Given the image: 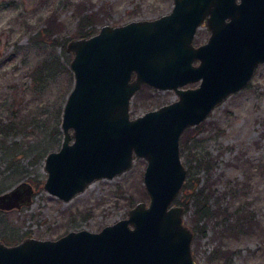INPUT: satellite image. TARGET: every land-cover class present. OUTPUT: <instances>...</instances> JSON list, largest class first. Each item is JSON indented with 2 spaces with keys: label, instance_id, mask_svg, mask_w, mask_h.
I'll use <instances>...</instances> for the list:
<instances>
[{
  "label": "water",
  "instance_id": "water-1",
  "mask_svg": "<svg viewBox=\"0 0 264 264\" xmlns=\"http://www.w3.org/2000/svg\"><path fill=\"white\" fill-rule=\"evenodd\" d=\"M203 23L210 34L196 44ZM66 48L74 81L62 110V144L45 158L44 188L67 201L145 157L149 200L99 230L0 239V264H196L195 232L175 202L188 173L180 138L264 63V0H173L168 12L105 23ZM143 84L178 97L133 116L131 100ZM33 194L21 180L0 193V209L29 204Z\"/></svg>",
  "mask_w": 264,
  "mask_h": 264
},
{
  "label": "rangeland",
  "instance_id": "rangeland-1",
  "mask_svg": "<svg viewBox=\"0 0 264 264\" xmlns=\"http://www.w3.org/2000/svg\"><path fill=\"white\" fill-rule=\"evenodd\" d=\"M172 5L173 0H0V105L20 109L30 102L34 92L26 85L31 81L33 65L48 51L66 61L63 42L67 44L70 38L82 36L85 31L96 32L105 23L159 16ZM54 11L58 15L56 21H60L55 34L59 40L52 47L40 49L32 44L31 36L39 25H46V16ZM79 13H92L94 21L80 24ZM209 34L203 23L194 42L206 41ZM66 51L71 59L72 52L67 48ZM70 72L74 81L69 65V71H63L50 84L47 96L53 104L51 110L60 102L61 91L70 86ZM147 86L132 97L133 116L178 97L173 89ZM10 109L5 111L6 115ZM197 125L200 126L196 128ZM197 125L189 126L191 130L187 127L180 138L182 158L188 169L185 183L190 170L195 180L200 179V185L210 183L214 209L219 198L223 205L230 206L231 212L242 205L253 217L234 230L217 224V217L199 218V224L207 223V228L206 233L194 235L196 264H264V63L256 67L245 87L230 94ZM63 134L60 122L56 129L50 123L44 131L12 132L3 138L0 193L21 180L34 187L31 203L0 209V239L4 242L15 243L31 235L56 238L71 229L99 230L127 216L128 209L137 201L148 202L143 178L145 157H136L132 167L114 177L95 179L70 200L48 192L44 188L48 175L45 158L49 151L60 148ZM207 163L212 166L210 169L205 167ZM183 187L175 202L185 205L189 198ZM194 209V205L188 211L185 208V221L192 229Z\"/></svg>",
  "mask_w": 264,
  "mask_h": 264
},
{
  "label": "trees",
  "instance_id": "trees-1",
  "mask_svg": "<svg viewBox=\"0 0 264 264\" xmlns=\"http://www.w3.org/2000/svg\"><path fill=\"white\" fill-rule=\"evenodd\" d=\"M80 17L79 23L82 24L84 22H92L93 15L92 13L88 14H78ZM56 12H52L46 16L47 22L45 26L39 25L37 27L36 32L31 36L32 44L37 47L47 48V46H53L59 40L56 33H58L57 27H59V22L57 19ZM94 33L93 30L83 32V35H90ZM59 36V35H58ZM64 51L66 55V61L59 59L53 52L48 51L46 54L33 65L32 73L30 75L31 81L28 83L27 88L33 91V97L30 102H27L25 105H22L20 109H10V107H6L3 103L0 105V145L2 142H5L4 137H7L10 133L24 131L25 134L29 131L32 133H36V131H44V129L49 126L50 123L53 124L54 129L57 128L58 124L61 122V114H62V104L64 102L65 96L69 92L72 87V74L70 72L69 85L66 86L60 95L61 99L57 105L53 106V110H51V99L47 96V91L50 90V84L52 81L58 78L62 74L63 71H69V54L66 51V43L63 42ZM30 51V49H29ZM148 87L147 85H143L142 87ZM26 88V89H27ZM35 100V102H34ZM38 101V103H36ZM32 107L31 109L28 107L29 105ZM55 104V103H54ZM9 114H5V111L9 110ZM201 125V124H200ZM200 125H197L198 128ZM191 130V128L189 127ZM187 131H190V130ZM194 129V128H193ZM183 145V150H184ZM199 161V160H198ZM201 162V161H199ZM204 164L205 162L202 161ZM202 164V166H204ZM206 168L210 169L209 163L205 165ZM189 178L183 187V192L188 196L189 201L185 203L186 210H190L191 205L195 206L193 211L192 223L193 230L195 233H206L207 223L199 224V218H213L217 217V224L225 225L226 228L234 230L235 228H241L245 226V223L249 221L250 218L253 217L252 212H246V208L242 205H238L234 208V211H230L229 205H223L221 199H217L215 201V208H213L214 204L211 203V198L214 196V192L211 189L210 183H204L200 185V179H194L193 173H190L189 170ZM220 216V218H219ZM220 255V254H219ZM222 255V254H221ZM220 255V256H221Z\"/></svg>",
  "mask_w": 264,
  "mask_h": 264
},
{
  "label": "flooded vegetation",
  "instance_id": "flooded-vegetation-1",
  "mask_svg": "<svg viewBox=\"0 0 264 264\" xmlns=\"http://www.w3.org/2000/svg\"><path fill=\"white\" fill-rule=\"evenodd\" d=\"M200 43H201V42H200ZM198 44H199V43H198ZM198 83H199V82H198ZM143 85H147V84H143ZM143 85H142V86H143ZM196 85H197V84H196ZM142 86H141V87H142ZM194 86H195V85H194ZM138 90H139V89H138ZM138 90H137V91H138ZM137 91H136V92H137Z\"/></svg>",
  "mask_w": 264,
  "mask_h": 264
}]
</instances>
